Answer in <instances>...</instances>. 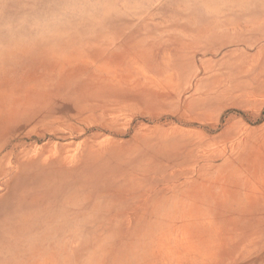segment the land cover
<instances>
[{
  "label": "rangeland",
  "instance_id": "374dc122",
  "mask_svg": "<svg viewBox=\"0 0 264 264\" xmlns=\"http://www.w3.org/2000/svg\"><path fill=\"white\" fill-rule=\"evenodd\" d=\"M0 264H264V0H0Z\"/></svg>",
  "mask_w": 264,
  "mask_h": 264
}]
</instances>
